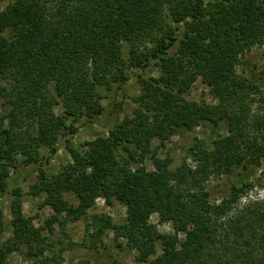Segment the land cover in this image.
I'll return each instance as SVG.
<instances>
[{
	"label": "trees",
	"instance_id": "16d2710c",
	"mask_svg": "<svg viewBox=\"0 0 264 264\" xmlns=\"http://www.w3.org/2000/svg\"><path fill=\"white\" fill-rule=\"evenodd\" d=\"M263 42L264 0H13L0 6V194L18 156L25 165L36 163L40 147L53 150L61 134L76 132L79 120L103 113L104 91L135 77L140 92L132 115L70 147L71 160L57 173L39 171L30 193H44L53 208L47 223L61 214L76 220L97 198L118 201L125 206L123 222L93 215V248L111 230L115 245L136 250L140 262L264 264L256 247L258 239L264 249L262 204L250 201L229 222L234 242L219 222L264 162V118L262 136L247 130L248 100L262 85L237 69ZM153 62L159 74L146 76ZM198 77L214 102L185 98ZM57 99L60 113L53 109ZM220 121L227 124L225 135L190 147L194 167L182 160L171 168L170 157L156 155L178 130ZM147 155L152 169L144 165ZM240 167L229 196L211 202L209 177ZM11 195V236L0 242V264L14 252L30 264H47V238L24 214L20 190ZM152 213L173 232H159L149 221ZM3 228L0 210V235Z\"/></svg>",
	"mask_w": 264,
	"mask_h": 264
},
{
	"label": "rangeland",
	"instance_id": "374dc122",
	"mask_svg": "<svg viewBox=\"0 0 264 264\" xmlns=\"http://www.w3.org/2000/svg\"><path fill=\"white\" fill-rule=\"evenodd\" d=\"M13 0H0V6L5 7ZM172 52V51H171ZM264 42L261 45L253 46L246 52L243 57L242 64L238 65L237 69H244V74L254 79L258 84L262 85L261 91L255 90L250 95V101L247 105L248 132L251 136H262L261 119L264 118V101L261 96H264ZM146 76H158L159 67L153 62L144 72ZM140 92V84L137 78H131L122 85L120 89L113 88L112 91H104L105 98L102 104L105 109L103 113L95 117L91 121L79 120L76 124V132L61 134L53 146V150L47 147L38 149L39 159L36 163L25 165L22 161V156H18L19 165L16 169L11 170L7 178L6 192L0 194V210L3 214V233L0 235V242L11 236L10 225V209L9 202L12 197L11 191L18 188L21 192L22 210L25 215L30 216L36 227L41 229V232L47 238V250L44 255L48 256L47 264H150L148 261L140 262L136 259L137 251L126 247L119 248L113 240V232L105 231L101 239L98 241L96 248L90 245V232L93 227V215L102 214L110 217L112 222H123L126 211L125 206L118 201H113L111 205L105 204L102 198H97L92 208L87 210V213L76 219L70 220L61 214L58 220H54L51 224L47 223L48 218L54 213L53 208L45 199L44 193L33 195L30 193L31 185L37 180L39 171L42 170L47 176H51L61 170L63 165L71 160L69 148H78L84 142L93 139L97 135L104 133L107 129L113 127L120 122L125 116L133 114L136 103L133 98ZM188 100L214 102L215 98L205 85L201 77H198L185 94ZM61 100L53 101V109L56 113H60ZM227 132V124L223 121L218 123L205 122L194 127L191 130L180 129L168 140L164 141L162 146H159L157 139H152V146L157 148L156 155L160 158L170 157L172 160L171 168L179 166L182 160H185L192 167L195 166L194 159L189 155V149L193 143L202 140L205 144H211L212 140L225 135ZM144 165L148 169L153 168L150 155L144 159ZM254 177L249 180L251 188L242 194L234 207L222 218L219 222H223L221 229L228 230L230 233L229 241L234 242L232 229H229L230 221H234L239 217L241 210L250 202L255 201L264 207V162L258 168ZM240 168H235L227 174L220 176H210L205 185L210 195L211 202L219 203L223 198H227L230 193L231 183L239 181L238 171ZM262 171V172H261ZM244 172V170H242ZM246 172V171H245ZM68 199L75 203L73 197ZM150 223H153L157 230L162 233L173 232L172 225L169 221L160 219L158 213H152L149 218ZM224 230H220L225 234ZM182 236V234H179ZM258 240V239H257ZM256 240L258 254L264 253V249L260 248ZM123 241V240H122ZM241 243V242H240ZM227 244L229 242L227 241ZM230 249V245H227ZM157 254L160 252V246L157 244ZM47 257V258H48ZM53 257V258H52ZM151 256V258H153ZM48 258V259H49ZM51 258L54 261H51ZM7 264H30V260L24 255L14 252L6 259ZM42 264V263H40Z\"/></svg>",
	"mask_w": 264,
	"mask_h": 264
}]
</instances>
